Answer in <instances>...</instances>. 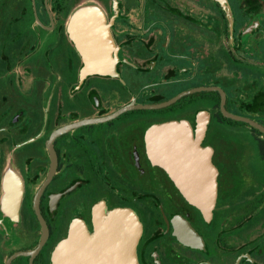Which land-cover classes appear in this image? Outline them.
<instances>
[{"label":"flooded vegetation","instance_id":"flooded-vegetation-1","mask_svg":"<svg viewBox=\"0 0 264 264\" xmlns=\"http://www.w3.org/2000/svg\"><path fill=\"white\" fill-rule=\"evenodd\" d=\"M87 1L111 25L116 77L82 79L67 26ZM223 1L229 12L218 0H0V264H53L101 203L137 213L140 264H264V132L237 119L264 127V0ZM200 115L218 186L208 214L146 141L176 121L197 138Z\"/></svg>","mask_w":264,"mask_h":264},{"label":"water","instance_id":"water-1","mask_svg":"<svg viewBox=\"0 0 264 264\" xmlns=\"http://www.w3.org/2000/svg\"><path fill=\"white\" fill-rule=\"evenodd\" d=\"M226 11L223 0H218ZM68 34L83 57L82 79L90 75L116 77L121 61L111 25L102 7L95 1L77 6L68 22ZM225 97V95H223ZM200 115L197 138L187 121L167 122L152 126L146 135L151 160L163 168L187 198L205 214L212 211L218 196L216 168L212 163L213 150L203 147L200 138L207 131V120ZM257 129L264 127L242 117ZM65 128L56 132L59 136ZM15 185V184H14ZM94 230L75 219L69 236L56 246L53 264H140L138 245L142 223L130 208L108 210L104 204L93 209Z\"/></svg>","mask_w":264,"mask_h":264}]
</instances>
